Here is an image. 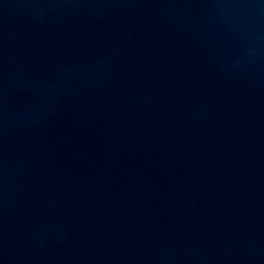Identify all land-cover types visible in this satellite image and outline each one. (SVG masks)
Instances as JSON below:
<instances>
[{"label":"water","instance_id":"95a60500","mask_svg":"<svg viewBox=\"0 0 264 264\" xmlns=\"http://www.w3.org/2000/svg\"><path fill=\"white\" fill-rule=\"evenodd\" d=\"M0 264H264V0H0Z\"/></svg>","mask_w":264,"mask_h":264}]
</instances>
